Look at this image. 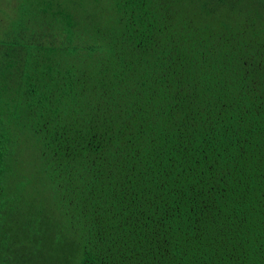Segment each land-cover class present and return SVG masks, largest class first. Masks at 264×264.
<instances>
[{
	"label": "trees",
	"instance_id": "16d2710c",
	"mask_svg": "<svg viewBox=\"0 0 264 264\" xmlns=\"http://www.w3.org/2000/svg\"><path fill=\"white\" fill-rule=\"evenodd\" d=\"M14 1L0 264H264V0Z\"/></svg>",
	"mask_w": 264,
	"mask_h": 264
},
{
	"label": "rangeland",
	"instance_id": "374dc122",
	"mask_svg": "<svg viewBox=\"0 0 264 264\" xmlns=\"http://www.w3.org/2000/svg\"><path fill=\"white\" fill-rule=\"evenodd\" d=\"M20 1H22L23 10L25 11V16H26L24 18L23 22L21 23L22 30L24 32L22 35H23V39H25L26 36L29 35L26 33H28V32L34 33L37 30H41V26L45 22L42 20L40 13L38 12L39 10H34L35 7H34L33 1L30 2L32 7L25 3V2H28L29 0H20ZM0 4H2L5 7L8 4H15V1L14 0H2V2ZM35 9H37V8H35ZM1 11L2 10L0 8V23L5 24L4 29L6 30L9 27V24L6 25L7 21L10 19H13V18H11L7 14L8 12L2 13L3 11L2 12ZM30 18H32V19L30 20ZM0 32H3V28H0Z\"/></svg>",
	"mask_w": 264,
	"mask_h": 264
}]
</instances>
